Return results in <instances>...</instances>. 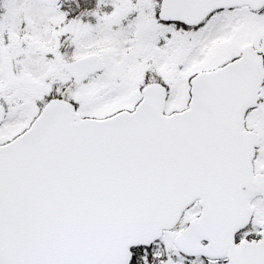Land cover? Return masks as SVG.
<instances>
[{"label": "snow or ice", "instance_id": "1", "mask_svg": "<svg viewBox=\"0 0 264 264\" xmlns=\"http://www.w3.org/2000/svg\"><path fill=\"white\" fill-rule=\"evenodd\" d=\"M0 264H264V0H0Z\"/></svg>", "mask_w": 264, "mask_h": 264}]
</instances>
